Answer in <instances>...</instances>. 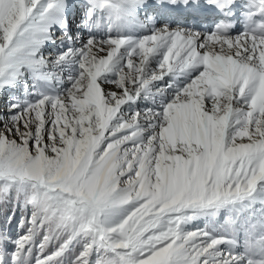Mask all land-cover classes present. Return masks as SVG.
Returning a JSON list of instances; mask_svg holds the SVG:
<instances>
[{
    "label": "snow or ice",
    "instance_id": "1",
    "mask_svg": "<svg viewBox=\"0 0 264 264\" xmlns=\"http://www.w3.org/2000/svg\"><path fill=\"white\" fill-rule=\"evenodd\" d=\"M124 3L0 0V264H264V0Z\"/></svg>",
    "mask_w": 264,
    "mask_h": 264
},
{
    "label": "rangeland",
    "instance_id": "2",
    "mask_svg": "<svg viewBox=\"0 0 264 264\" xmlns=\"http://www.w3.org/2000/svg\"><path fill=\"white\" fill-rule=\"evenodd\" d=\"M89 8H90L89 0H60V14H59L60 23L53 25V30H54L55 35H61L60 33L62 32L70 31L68 35V40H66L65 43H60V41L58 40L46 41L40 49L41 52L44 53L45 55H47L50 52H54V51L62 52L66 48L73 47L77 44L76 42L78 41L77 36L81 34L85 36L86 34H89L91 31L95 30L94 21L97 19L100 20V18L97 15H95V12H94L93 22H90L88 20ZM77 9H81L79 17L77 16ZM140 14L142 15V17L147 15V13L144 12V10L142 9L140 10ZM156 21H158L157 24L163 22L162 20H156ZM73 27H76V29L72 30ZM137 27L138 25L135 26V29ZM130 30H134V29L129 28L127 32ZM117 31H120V30L117 29ZM6 98H7V94H3V96L0 97V104L3 103L2 99H6ZM148 103H149L148 100L141 97L139 99H136L134 102H129V104L126 106V110L131 111L133 108L143 107L147 105ZM8 206L10 208L12 207L10 204H8ZM11 212H12V209L9 212L8 211L3 212L1 218L3 219L5 216L9 215ZM17 214H19V209H17ZM123 214L124 212L122 211L121 215L118 216L116 219L119 220L120 218H122Z\"/></svg>",
    "mask_w": 264,
    "mask_h": 264
},
{
    "label": "clouds",
    "instance_id": "3",
    "mask_svg": "<svg viewBox=\"0 0 264 264\" xmlns=\"http://www.w3.org/2000/svg\"><path fill=\"white\" fill-rule=\"evenodd\" d=\"M126 9L127 5L124 3V0H104L103 6H96L94 12L100 18L104 30L111 27L113 32H116L117 29L127 32L129 28L135 29L137 22L127 14ZM137 15L141 19L143 18L138 10Z\"/></svg>",
    "mask_w": 264,
    "mask_h": 264
},
{
    "label": "bare ground",
    "instance_id": "4",
    "mask_svg": "<svg viewBox=\"0 0 264 264\" xmlns=\"http://www.w3.org/2000/svg\"><path fill=\"white\" fill-rule=\"evenodd\" d=\"M150 2H151V0H150ZM172 20H173V22H176L177 21V19H176V17L175 16H173L172 17ZM70 22H72V21H70ZM79 22V21H78ZM158 22V21H157ZM178 22V21H177ZM77 23V22H76ZM154 23H156V22H154ZM83 25V24H82ZM243 27V26H242ZM242 27L240 28V29H238V30H242ZM70 28V27H69ZM73 29H76V27H73L72 28V30ZM77 29H78V27H77ZM65 33H67V34H65ZM69 33H70V31H66V32H62V33H60V34H63V38L62 39H60V40H58V41H60V43H65L66 42V40H68V35H69ZM84 38V36L81 34V35H79V36H77V39H78V41H76L77 43L80 41V40H82Z\"/></svg>",
    "mask_w": 264,
    "mask_h": 264
},
{
    "label": "trees",
    "instance_id": "5",
    "mask_svg": "<svg viewBox=\"0 0 264 264\" xmlns=\"http://www.w3.org/2000/svg\"><path fill=\"white\" fill-rule=\"evenodd\" d=\"M11 209L12 207L10 208L8 205L0 204V215H2L3 212H9Z\"/></svg>",
    "mask_w": 264,
    "mask_h": 264
}]
</instances>
